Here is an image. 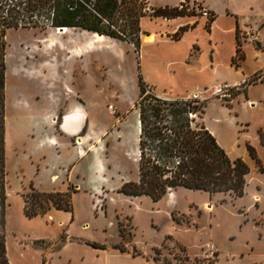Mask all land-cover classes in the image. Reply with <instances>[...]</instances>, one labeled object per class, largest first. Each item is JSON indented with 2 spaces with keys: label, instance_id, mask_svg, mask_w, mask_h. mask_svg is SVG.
I'll return each instance as SVG.
<instances>
[{
  "label": "rangeland",
  "instance_id": "374dc122",
  "mask_svg": "<svg viewBox=\"0 0 264 264\" xmlns=\"http://www.w3.org/2000/svg\"><path fill=\"white\" fill-rule=\"evenodd\" d=\"M145 3L140 53L129 42L108 37L105 44H99L94 34L82 30H69L67 36L60 37L68 44L72 35L82 33L81 40L86 36L97 43L82 60L66 66L77 70V80L86 81L82 91L90 111V133L100 135L87 150L97 147L105 163L98 175L93 168V184L82 191L71 187L78 191L72 194V211L52 209L48 215L55 216L53 219L48 215L27 218L24 197L32 188L43 193L60 191L64 167L70 160L65 152L59 157V147L47 142L54 133L50 127L55 114L51 103L53 69L58 59L63 60V52L58 39L53 48L46 41L56 34L55 29L7 32L6 244L11 264H233L234 254L245 252L249 245L256 257H263L264 243L258 234L264 235V173L260 172L264 171V51L258 50L256 43L264 48V0ZM181 4L192 16L179 22L197 26L174 40L170 36L175 23L153 17L151 9ZM206 5L218 15L215 26L216 18L212 19L216 14ZM204 9L209 17L203 14ZM234 16L245 55L238 67L232 63L236 51ZM150 34L155 35L154 40L146 42ZM65 48L70 52L69 45ZM140 77L160 97L206 102L205 114L198 122L215 136L231 160L243 159L250 167L243 198L179 188L154 202L150 197L119 192L124 184L139 181L136 103L140 100ZM245 82L246 91L241 92L244 86L240 85ZM248 146L255 149L257 159L252 158ZM88 164H77L76 175L86 166L91 174ZM54 176L60 181H53ZM121 223L126 240L121 236ZM117 246L127 252H120Z\"/></svg>",
  "mask_w": 264,
  "mask_h": 264
},
{
  "label": "trees",
  "instance_id": "16d2710c",
  "mask_svg": "<svg viewBox=\"0 0 264 264\" xmlns=\"http://www.w3.org/2000/svg\"><path fill=\"white\" fill-rule=\"evenodd\" d=\"M145 0H0V264H11L7 253L6 218L8 207L6 171V34L12 29L60 28L82 30L114 40L129 42L135 51L141 49V19L146 16ZM152 16L173 20L191 17L184 4L159 7ZM215 16L212 22L215 21ZM197 25L183 26L170 37L180 40ZM258 50H263L259 42ZM245 59L239 30L232 63L239 66ZM247 82L241 92L246 91ZM139 112V181L126 183L120 189L129 197H150L154 202L179 188L243 198L248 185L250 167L243 159L231 160L215 136L198 122L205 114L206 102L197 98L167 99L148 89L140 77ZM229 103V100H225ZM262 143L264 136L261 133ZM253 159L256 151L248 146ZM264 173L263 169H260ZM43 193L31 189L24 197V213L29 219L45 217L53 209L72 211V194ZM121 236L126 230L120 224ZM131 236V235H130ZM104 250V245L90 243ZM126 253V248H119ZM160 253V250H156ZM140 256L134 254L133 257ZM168 264V263H166Z\"/></svg>",
  "mask_w": 264,
  "mask_h": 264
},
{
  "label": "crops",
  "instance_id": "0c3cea01",
  "mask_svg": "<svg viewBox=\"0 0 264 264\" xmlns=\"http://www.w3.org/2000/svg\"><path fill=\"white\" fill-rule=\"evenodd\" d=\"M207 7L210 9V11L214 12L212 8H210L209 6ZM227 16H230V15L227 14ZM144 19L141 20V27H142ZM159 19H161L163 22H167L171 24L175 23V28L172 31L173 33L178 31L181 27H183L186 24L184 22H179L180 20L183 19L182 17L173 19V20H167L163 18H159ZM235 19H233L234 27L232 31L236 34L238 23H237L236 17ZM217 22H218V15L216 14V21L214 22L213 26H215ZM77 35L79 36L76 37L75 35H72L71 36L72 38L69 39L68 44L64 43L60 39L61 36H67V35L58 36V47L63 52L61 56L63 57V60L61 58L58 59V63L54 66V69H53L54 81L52 84V91H51V94H52L51 103L54 105L55 114L52 118L53 124L50 127H52V129L54 130V133L48 137L47 142L50 146H53L56 148L59 147V150H60L58 153L59 157H61L62 153L65 152L64 153L65 157L69 158L70 160L68 163H66L67 165L64 167L65 176H64V180L62 181V185H61L62 187L59 188L60 191H54L53 193H56V192L65 193V192H68L69 189H71V187H73L74 190L82 191L85 185L93 184V181H94L92 178L93 168L96 169V175H98L99 171L103 170L104 163H105V160L103 159V157H101V154L100 152H98L97 147L93 151L87 150L88 149L87 145L91 143V141H95V139L96 141H98L100 138V135H98V133L96 132L94 133V135L90 133V129L92 125L91 118H90V111L86 103L83 100V91H82V87L86 85V81L84 80V78H80L79 80H77L76 79L77 73H78L77 70L74 69L70 71L66 66L68 62H72L73 60H79V59L82 60L86 55L92 52L93 47L97 43H93L91 40L92 38L89 39L86 36L84 37L85 38L84 40H81L83 37L82 33L77 34ZM151 37H153V40H154L155 35L150 34V36L146 38V42H152L153 40L151 41L148 40ZM66 45H69L70 52L65 51ZM49 102H50V99H49ZM73 108L78 109L77 110L78 116L74 118V120L71 121L70 126H69L70 131L74 132L82 125L84 116L87 119L86 131L84 132V134H82V136H79L78 138L70 137L66 135L65 133H63L59 129V125H58L59 131L56 132V127H57L56 123L58 124V121L61 115L65 114L68 110H72ZM49 109H50V105L48 106L45 114L47 113ZM58 112H61V113L58 114ZM139 130H140V126H139ZM62 137L66 139H70V140L62 142V140H60V138ZM76 143H79V144L77 145ZM137 156L139 157V149L137 151ZM84 161L85 162L89 161L88 168L91 174L87 173V169H86L87 166H86L85 167L86 170L83 167V169L81 168L82 170L77 172V175H76V170L78 167L76 165L79 163H84ZM53 181L58 182L60 181V178H58V176H54ZM78 191H75V193ZM99 191H100V188H97V192ZM53 209L57 210L55 208ZM57 211H62V210H57ZM48 216H49V219H53L55 217L51 215H48ZM245 222L248 223L249 220H246ZM253 223L256 225L254 221ZM258 237H259V240H262L264 243V235L262 233H259ZM251 244L253 245V243ZM237 258H239V260H236ZM232 261H233V264H264V255L263 257H256L254 254V248L251 245H249L248 249L245 252L235 253Z\"/></svg>",
  "mask_w": 264,
  "mask_h": 264
},
{
  "label": "water",
  "instance_id": "95a60500",
  "mask_svg": "<svg viewBox=\"0 0 264 264\" xmlns=\"http://www.w3.org/2000/svg\"><path fill=\"white\" fill-rule=\"evenodd\" d=\"M59 31H64V28H60ZM102 36V35H99ZM79 106V104H78ZM77 106V107H78ZM78 109L73 108L72 110H68L65 114L61 115L59 121H58V125H59V129L65 133L66 135L70 136V137H74V138H78L79 136H82V134H84V132L86 131L87 128V119L84 116L82 125L73 131L69 130V126L72 120H74V118H76L78 116L77 111Z\"/></svg>",
  "mask_w": 264,
  "mask_h": 264
},
{
  "label": "bare ground",
  "instance_id": "6f19581e",
  "mask_svg": "<svg viewBox=\"0 0 264 264\" xmlns=\"http://www.w3.org/2000/svg\"><path fill=\"white\" fill-rule=\"evenodd\" d=\"M59 30L60 29L56 30V34L53 35V37L51 39L46 40L47 42H49L50 48L57 46V43H55V40L58 39V36L65 35L69 31L68 29H64V31H59ZM148 40L149 41L153 40V37L149 38ZM94 41L99 43V44H105L107 42L106 37L99 36V34H94ZM9 77H11V76H8V78Z\"/></svg>",
  "mask_w": 264,
  "mask_h": 264
},
{
  "label": "built area",
  "instance_id": "2783aa9c",
  "mask_svg": "<svg viewBox=\"0 0 264 264\" xmlns=\"http://www.w3.org/2000/svg\"><path fill=\"white\" fill-rule=\"evenodd\" d=\"M203 11H204L203 14H204L206 17H209V12H208L206 9H204ZM112 108H113V107H112Z\"/></svg>",
  "mask_w": 264,
  "mask_h": 264
}]
</instances>
